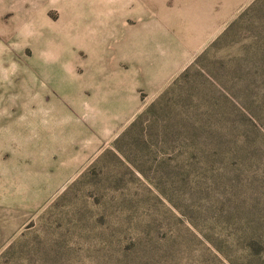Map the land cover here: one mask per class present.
I'll list each match as a JSON object with an SVG mask.
<instances>
[{
    "label": "rangeland",
    "instance_id": "obj_1",
    "mask_svg": "<svg viewBox=\"0 0 264 264\" xmlns=\"http://www.w3.org/2000/svg\"><path fill=\"white\" fill-rule=\"evenodd\" d=\"M0 264H264V0H0Z\"/></svg>",
    "mask_w": 264,
    "mask_h": 264
}]
</instances>
